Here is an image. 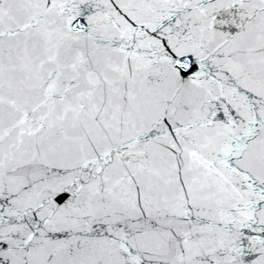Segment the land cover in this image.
Returning <instances> with one entry per match:
<instances>
[{"label":"snow or ice","instance_id":"snow-or-ice-1","mask_svg":"<svg viewBox=\"0 0 264 264\" xmlns=\"http://www.w3.org/2000/svg\"><path fill=\"white\" fill-rule=\"evenodd\" d=\"M0 264H264V0H0Z\"/></svg>","mask_w":264,"mask_h":264}]
</instances>
